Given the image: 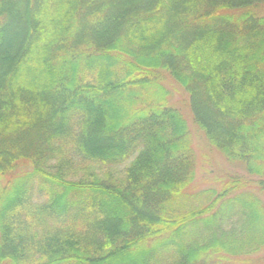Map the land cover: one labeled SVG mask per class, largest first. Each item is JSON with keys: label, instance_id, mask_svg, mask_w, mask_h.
<instances>
[{"label": "trees", "instance_id": "16d2710c", "mask_svg": "<svg viewBox=\"0 0 264 264\" xmlns=\"http://www.w3.org/2000/svg\"><path fill=\"white\" fill-rule=\"evenodd\" d=\"M165 73L263 194L264 0H0V264H233L264 249V204L239 178L192 192ZM126 163L119 180L91 171Z\"/></svg>", "mask_w": 264, "mask_h": 264}, {"label": "rangeland", "instance_id": "374dc122", "mask_svg": "<svg viewBox=\"0 0 264 264\" xmlns=\"http://www.w3.org/2000/svg\"><path fill=\"white\" fill-rule=\"evenodd\" d=\"M164 87L169 92L168 102L175 109L179 110L185 118L191 138L193 158H194V180L192 182V192L198 193L201 191L213 188L219 190L221 183L230 179L239 178L244 184V190H249L258 195L264 204V193L257 192L252 183L257 180V177L249 175L245 172L242 165H231L223 160L222 156L215 150L210 148L205 141L203 133L195 126L187 110L188 96L184 90L178 86L165 73ZM129 163L121 166H112L102 169L91 170L95 176L101 179H122L125 175V169ZM84 173L78 172L71 176L72 180L84 178ZM198 204V202H196ZM195 203V204H196ZM201 204V203H200ZM264 264V249L256 254L241 258L233 264ZM231 264V263H230Z\"/></svg>", "mask_w": 264, "mask_h": 264}]
</instances>
